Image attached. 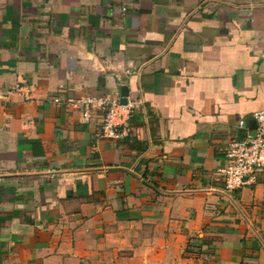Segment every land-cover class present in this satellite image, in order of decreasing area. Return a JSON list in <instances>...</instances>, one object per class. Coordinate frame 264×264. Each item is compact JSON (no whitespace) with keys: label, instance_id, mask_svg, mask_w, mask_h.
<instances>
[{"label":"crops","instance_id":"obj_1","mask_svg":"<svg viewBox=\"0 0 264 264\" xmlns=\"http://www.w3.org/2000/svg\"><path fill=\"white\" fill-rule=\"evenodd\" d=\"M125 88L127 137L65 103ZM262 109L264 0H0V264H264Z\"/></svg>","mask_w":264,"mask_h":264},{"label":"built area","instance_id":"obj_2","mask_svg":"<svg viewBox=\"0 0 264 264\" xmlns=\"http://www.w3.org/2000/svg\"><path fill=\"white\" fill-rule=\"evenodd\" d=\"M59 104V100L55 99ZM66 105L80 111L84 123L90 122L91 112L102 113L101 134L107 138L127 137L130 133V120L137 106L135 100L127 97L126 104H121L118 95L82 97L66 100ZM253 132L246 130L239 140L229 142L224 149L228 161L221 170L226 191L241 189L253 183L255 173L264 169V109L253 114ZM244 127L243 121L239 122Z\"/></svg>","mask_w":264,"mask_h":264},{"label":"water","instance_id":"obj_3","mask_svg":"<svg viewBox=\"0 0 264 264\" xmlns=\"http://www.w3.org/2000/svg\"><path fill=\"white\" fill-rule=\"evenodd\" d=\"M127 97H128V91L125 88L120 93V97H119L120 103L123 104V105L126 104Z\"/></svg>","mask_w":264,"mask_h":264}]
</instances>
